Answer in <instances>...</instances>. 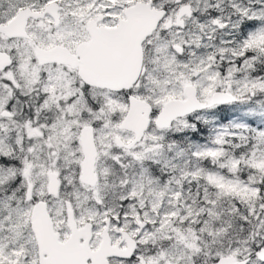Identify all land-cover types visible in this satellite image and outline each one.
<instances>
[{"label": "snow or ice", "instance_id": "6c2138e0", "mask_svg": "<svg viewBox=\"0 0 264 264\" xmlns=\"http://www.w3.org/2000/svg\"><path fill=\"white\" fill-rule=\"evenodd\" d=\"M0 264H264V0H0Z\"/></svg>", "mask_w": 264, "mask_h": 264}]
</instances>
